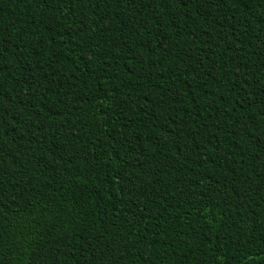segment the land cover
<instances>
[{
	"label": "trees",
	"instance_id": "1",
	"mask_svg": "<svg viewBox=\"0 0 264 264\" xmlns=\"http://www.w3.org/2000/svg\"><path fill=\"white\" fill-rule=\"evenodd\" d=\"M0 264H264V0H0Z\"/></svg>",
	"mask_w": 264,
	"mask_h": 264
}]
</instances>
